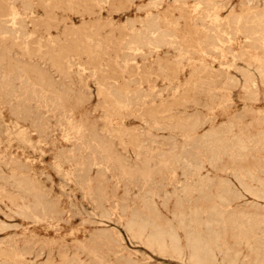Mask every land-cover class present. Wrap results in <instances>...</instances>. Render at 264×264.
Segmentation results:
<instances>
[{
  "label": "rangeland",
  "instance_id": "374dc122",
  "mask_svg": "<svg viewBox=\"0 0 264 264\" xmlns=\"http://www.w3.org/2000/svg\"><path fill=\"white\" fill-rule=\"evenodd\" d=\"M263 34L264 0H0V264H264Z\"/></svg>",
  "mask_w": 264,
  "mask_h": 264
},
{
  "label": "bare ground",
  "instance_id": "6f19581e",
  "mask_svg": "<svg viewBox=\"0 0 264 264\" xmlns=\"http://www.w3.org/2000/svg\"><path fill=\"white\" fill-rule=\"evenodd\" d=\"M212 8V7H211ZM201 15V14H200ZM252 15V14H251ZM254 16V15H253ZM247 17V16H246ZM249 17H250V15H248V17H247V19H248V21L250 20L249 19ZM255 18V17H254ZM242 19V18H241ZM246 19V18H245ZM256 20V19H255ZM240 21V20H239ZM247 21V20H246ZM247 21V22H248ZM230 22H233V21H230ZM241 22H243V21H240V23ZM250 22V21H249ZM253 22V21H252ZM244 23H245V21H244ZM233 24H236L235 23V21L233 22ZM237 24H238V22H237ZM236 24V25H237ZM246 24V23H245ZM245 24H244V26H245ZM254 24H255V21H254ZM17 25V24H16ZM24 25V24H23ZM150 25V24H149ZM236 25H235V27H236ZM243 25V24H242ZM251 25V24H250ZM209 26V25H208ZM221 26V25H220ZM231 26H233L232 24H231ZM238 26H240V25H238ZM256 26V25H255ZM254 26V27H255ZM154 27V26H153ZM228 27H230V26H228ZM234 27V26H233ZM234 27V28H235ZM249 27V26H248ZM15 28V27H14ZM237 28V27H236ZM244 27H242V29H243ZM246 28V27H245ZM244 28V29H245ZM258 28H259V26H258ZM144 29V28H143ZM206 29V28H205ZM214 29V28H213ZM225 29H227V28H225ZM7 30V29H6ZM146 30H148V29H146ZM158 30V29H157ZM212 30V29H211ZM8 31H9V29H8ZM241 31H243V30H241ZM249 31H250V29H249ZM146 32V31H145ZM252 32V31H251ZM11 34V33H10ZM149 34V33H148ZM208 34V33H207ZM230 34V33H229ZM233 34V33H232ZM144 35H145V33H144ZM154 35V34H153ZM259 36H261L260 34H258ZM264 35V34H263ZM155 36V35H154ZM226 36H228V35H226ZM225 36V37H226ZM236 36V35H235ZM219 37V36H218ZM248 37H250V36H248ZM246 38V39H249V38ZM256 37V36H255ZM254 37V38H255ZM262 37H264V36H262ZM152 38H154L153 36H152ZM229 38V37H228ZM251 38V37H250ZM252 38H253V36H252ZM260 38V37H259ZM217 39V38H216ZM221 39V38H220ZM219 39V40H220ZM232 39V38H231ZM243 39V38H242ZM144 40V39H143ZM218 40V41H219ZM262 40V39H261ZM264 40V39H263ZM156 41V40H155ZM202 41V40H201ZM230 41V40H229ZM245 41V40H244ZM216 42V41H215ZM224 42V41H223ZM246 42H247V40H246ZM249 42V41H248ZM251 42V41H250ZM145 43H146V41H145ZM211 43H213V41L211 42ZM225 43V42H224ZM227 43H229V42H227ZM257 43V42H256ZM148 44V43H147ZM214 44V43H213ZM212 44V45H213ZM252 44V43H251ZM261 44V43H260ZM151 47V46H150ZM227 47V46H226ZM226 47H225V49H226ZM229 47V46H228ZM247 47V46H246ZM261 47V46H260ZM152 48V47H151ZM210 48V47H209ZM213 49H215V48H213ZM152 50H153V48H152ZM155 50V49H154ZM153 50V51H154ZM219 51V50H218ZM132 52V51H131ZM4 56V55H3ZM257 58V57H256ZM240 61V60H239ZM262 61V60H261ZM254 66V65H253ZM163 69V68H162ZM226 73V72H225ZM251 73V72H250ZM230 74V73H229ZM244 75H246V74H244ZM254 75V74H253ZM216 79V78H215ZM222 81V80H221ZM226 81V80H225ZM262 82V81H261ZM245 83V82H244ZM223 84V83H222ZM247 85V84H246ZM254 85V84H253ZM98 87V86H97ZM246 88V87H245ZM205 89V88H204ZM24 91V90H23ZM247 91V90H246ZM9 92V91H8ZM111 93V92H110ZM138 93V92H137ZM14 96V95H13ZM117 96V95H116ZM118 97V96H117ZM141 97V96H140ZM213 97V96H212ZM126 99V98H125ZM143 100V99H142ZM192 100V99H191ZM129 102V101H128ZM116 103V102H115ZM126 103V102H125ZM19 104V103H18ZM127 104V103H126ZM122 105V104H121ZM137 105V104H136ZM128 107V106H127ZM22 110V109H21ZM23 112V111H22ZM47 115V114H46ZM201 115V114H200ZM202 116V115H201ZM17 117V116H16ZM21 118V117H20ZM61 123V122H60ZM203 139V138H202ZM95 163V162H94ZM248 170V169H247ZM246 172V171H245ZM67 176V175H66ZM64 178V177H63ZM219 215V214H218ZM222 216V215H221ZM218 217H220V216H218ZM221 218V217H220ZM140 220V219H139ZM138 224H141V222H139ZM145 224V223H144ZM144 224H141L139 227L137 226V228H138V231H139V233H142L143 234V232H145L146 231V225H144ZM206 224V223H205ZM128 225H130V224H128ZM208 225V224H207ZM135 226V225H134ZM133 226V227H134ZM150 226V225H149ZM149 226H148V228H149ZM151 227H152V225H151ZM129 228V227H128ZM138 234V233H137ZM150 242L152 243V245L154 244V245H156L157 247H159V248H161V247H163L164 246V244H165V239H164V236L160 233V232H155V233H153V234H151L150 235ZM243 240V239H242ZM167 241H169L168 243H169V247L173 250V251H177L178 249H179V240H178V238L176 237V236H172V235H169L168 236V240ZM187 242H189V241H187ZM196 245V244H195ZM193 246L194 247V249H193V251H194V258L193 259H195L194 261H196V263L197 264H202L203 262H202V259H201V257H200V255H199V253L197 252V250H196V246ZM200 247V246H199ZM204 248V247H203ZM163 249V248H162ZM172 251V252H173ZM179 251V250H178ZM193 257V256H192ZM191 257V258H192ZM213 257V256H212ZM97 263V262H96Z\"/></svg>",
  "mask_w": 264,
  "mask_h": 264
}]
</instances>
